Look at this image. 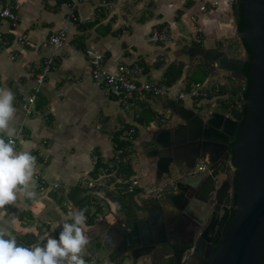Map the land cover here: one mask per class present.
Segmentation results:
<instances>
[{"label":"crops","instance_id":"1","mask_svg":"<svg viewBox=\"0 0 264 264\" xmlns=\"http://www.w3.org/2000/svg\"><path fill=\"white\" fill-rule=\"evenodd\" d=\"M123 1L81 0L75 9L79 20L70 22L72 0H0V9L10 8L18 17L16 25L11 19L0 17V32L4 33L6 41L0 47V88L10 89L15 95L13 106L16 112L9 121V129L13 130L12 137H15L25 122V133L18 137L15 150L28 151L35 156L36 168L48 183V189L43 192L32 178L29 190L36 193L33 199L17 193L15 203L0 209V229L6 230L8 237L15 238L18 244L31 246L26 242L28 239L52 237L63 223H70L72 218L68 213L80 209L70 197L71 192L78 187L89 188L99 159L108 165L113 163L116 137L124 140L129 129L136 128V141L127 149L131 155L133 176L139 181L140 176L148 174L150 169L138 168L134 159L137 150L146 149L151 142L154 148L158 140L167 138V130L178 131L181 125H186L179 116L172 119L170 103L178 104V101L168 98L153 97L136 102L130 110L124 109L119 101L109 97L94 83L90 53L105 54L111 68L121 62H137L144 68L142 80L156 79L162 84L168 67L182 61L186 67L174 85L183 89L189 88V67L192 63L200 64L199 57L212 67L205 82L219 83L212 80V75L219 70L217 64L205 56V51H225L229 57H246L231 0H151L156 9L155 15L150 17H145L140 5L122 7ZM204 5L206 9L202 10ZM62 28L68 29V41L57 57L58 69L46 78L38 96L36 112L25 120L22 103L37 85L34 69L51 55L49 37ZM163 28L168 29L173 38L168 43H153V32ZM186 40H191L192 45ZM196 45L204 50L202 55H189L187 49ZM201 66H195L193 72ZM226 73L229 79L220 83L228 89L226 94L231 98L229 103L221 101L228 108L227 113L221 114L229 115L241 107L234 96L243 97L239 89H244L245 78ZM236 89L239 92L235 93ZM147 106L153 111L154 118L143 125L138 123V118ZM0 137L6 141L9 139L7 133H0ZM228 173L231 180L232 170ZM108 174L113 175L115 181L109 178L108 187L102 179L106 174L102 175L103 184H99L104 187L99 186L101 194L98 196L108 203L106 207L111 209L109 216L112 217L113 213H119L118 202L107 197V193L118 194V190H114L123 176H116L115 171ZM142 191L139 185L135 191L136 209L139 213L144 208L147 217L149 208L158 202L153 198L146 204L148 199ZM85 194L82 192L77 198ZM226 203H229L228 197ZM107 246L113 253V248ZM111 255L109 264H113ZM140 259L134 257L135 264H142Z\"/></svg>","mask_w":264,"mask_h":264},{"label":"water","instance_id":"2","mask_svg":"<svg viewBox=\"0 0 264 264\" xmlns=\"http://www.w3.org/2000/svg\"><path fill=\"white\" fill-rule=\"evenodd\" d=\"M239 1L244 6L246 25L238 36L250 44L254 57L250 58L246 48L245 58L229 57L225 51H205L219 70L241 78L244 62H252L249 96H234L241 107L247 108V118L231 160L238 173L233 220L227 228L231 209L226 202L231 183L226 178L219 185L218 179L230 170L231 138L236 135L244 112L233 110L229 115L213 113L204 118L194 109L171 102V109L186 125L178 131L167 130V138L158 140L148 157L154 159L151 168L157 175L156 185L173 170L178 171L179 180H173V190L164 193L162 204L152 205L144 219L137 218L132 225L122 219L99 223L96 229L104 226L99 235H105L113 248V264L128 253L136 258L148 255L154 264H174L175 259L177 264H184L182 260L189 249H194L186 260L189 264L194 260L196 264H204L205 260L209 264L264 261V0ZM206 158L208 167L193 172L198 160ZM170 237L188 238L177 255L169 254L175 249ZM154 251L158 252L153 254Z\"/></svg>","mask_w":264,"mask_h":264},{"label":"built area","instance_id":"3","mask_svg":"<svg viewBox=\"0 0 264 264\" xmlns=\"http://www.w3.org/2000/svg\"><path fill=\"white\" fill-rule=\"evenodd\" d=\"M81 0H72V12L68 20L70 22H77L79 17L75 14V9L77 8ZM237 0H231L230 2L234 4ZM206 6H202V10H205ZM0 17L9 18L12 20L14 25L17 24V15L12 12L10 8L0 9ZM173 38V35L169 32L168 29H156L153 32L151 40L155 44L168 43ZM20 40H22L20 38ZM68 41V29L62 28L57 30L49 37V44L52 47V53L50 56L46 57L37 64L34 71L37 78V85L35 86L33 92L28 96L23 98V111L25 120L29 119L36 112V104L38 101V96L43 90L44 83L48 75L58 69L57 57L59 56L60 51L64 48ZM4 33L0 32V47L5 45ZM90 64H91V75L94 83L100 88L103 89L109 97H112L119 101V103L126 110H130L133 105L142 100H148L153 97H163L168 98L172 101H182L185 100L187 96H190L195 101L200 102L203 99H215L218 102L225 101V103L230 102V96L227 94H221L222 83H211L208 84L204 82L194 83L190 88H181L176 85L168 86L160 83L156 79L151 80H142L144 76V68L137 62L127 63L121 62L115 68H111L107 65L106 56L103 53H90ZM25 133V122L22 123L20 128L17 131L15 137H11L15 141V146L17 145L18 137L23 136ZM130 142L136 141V128L132 127L127 132L125 136ZM114 161L117 164L129 165L132 163L131 155L128 153V149L117 148L115 149L113 155ZM232 158L229 161V169L234 172ZM209 160L200 159L196 163V166L193 169V172H201L208 167ZM33 180L41 191L48 189V183L46 179L36 168ZM97 181V180H96ZM121 182V181H120ZM123 184L127 183V191L130 193H135L136 189L139 187V181L136 177L132 176L131 178H122ZM98 185L95 180L88 183L89 188H93ZM169 185L174 186V182L170 181ZM58 187L59 185H55ZM166 187L157 184L149 194L158 192H165ZM229 195H232V189L229 191ZM158 195L157 197H159ZM227 207L231 208V204H227ZM194 250V249H192ZM86 264H95L94 260H87Z\"/></svg>","mask_w":264,"mask_h":264},{"label":"clouds","instance_id":"4","mask_svg":"<svg viewBox=\"0 0 264 264\" xmlns=\"http://www.w3.org/2000/svg\"><path fill=\"white\" fill-rule=\"evenodd\" d=\"M14 99L10 89L0 88V133L9 136L7 141L0 137V209L15 203L17 193L28 199L36 196L29 190L36 171V157L28 151L17 152L11 139L14 132L9 129V121L16 112ZM86 211L69 212L73 222L63 223L58 238L48 237L42 245L33 247L18 244L15 238L8 237L6 230L0 229V264H86L81 255L89 243L84 232Z\"/></svg>","mask_w":264,"mask_h":264},{"label":"trees","instance_id":"5","mask_svg":"<svg viewBox=\"0 0 264 264\" xmlns=\"http://www.w3.org/2000/svg\"><path fill=\"white\" fill-rule=\"evenodd\" d=\"M234 12H235V16H236V20H237V26H238V31H243L246 25V19L244 16V6L240 3L239 0H237L234 3ZM244 43V46L247 50V53L249 54L250 58L252 59L254 57V52L250 46V44L244 40H242ZM197 47H191L187 49V53L191 56H196V55H202L203 53V49L199 47V45H196ZM251 61L250 60H246L244 62V66L242 69L241 74L244 76L245 81H244V89L242 87H240V92L241 95L244 98H247L249 96L250 93V89L252 87L253 81H252V76L250 73V67H251ZM186 64L184 62H174L172 63L168 69L166 70L165 74H164V84L168 85V86H173L174 84H176L178 82V80H180V78L183 76L184 70H185ZM212 67H209V62L205 61V65L198 67L193 74L190 76V80H189V88L192 84V82L198 83V82H204L210 72H211ZM227 90L224 86H222L221 89V94H226ZM238 89H236L234 92L237 93V91L239 92ZM234 102H236L234 100ZM242 111L244 112V118L243 120L240 122L239 128L236 132V135L233 139V144H231V151H232V159L235 157V144L240 140V134H241V130L242 127L246 121L247 118V108L246 107H242ZM154 118V113L152 110H150V108L144 107L142 113H141V117L138 118V123L140 124H149L150 122L153 121ZM116 140V148H124L127 149L128 147L132 146V142L128 141V140H120L119 137L115 138ZM116 172V176H123V178H131V176H133L134 174V169H133V164H129V165H124V164H117L115 162L114 167L110 168V166L104 162L101 161V159H99L95 165L94 171H93V180H99L100 177L104 174H108L110 172ZM232 195L228 198V202L229 204L232 205V211H231V216L230 219L228 221L227 224V228L229 227V225L231 224L233 217L236 213L235 211V206L237 205L238 202V188H237V183H238V173L237 172H232ZM111 180H115V177L112 178ZM118 186V191H117V195H114V193L109 192L107 193V197H109L111 200L117 201L118 202V212H123L125 214V223L126 225H132L133 221L135 219H137L138 217V212L136 211V202H135V193H130L127 191V187L128 184L126 183L125 185L123 183L119 184L117 182ZM94 190L97 192H99L100 187L99 186H95ZM93 190H91L92 192ZM82 192H86L85 196L81 197V198H77V196L82 193ZM89 191L88 193V189H83L81 187L75 188L71 194L70 197L72 198V200L79 205L80 209H87V211L85 212V215L87 217V225L93 226L96 224L97 221V216L98 213H100V211L106 207L108 205V203L105 201V199H99V201H97L96 203V210L95 211H91V206L93 201L95 200V194L91 193ZM73 222L72 220L70 221V223ZM62 230V227H60L59 229H57V231L54 232V235L52 237H56L58 238L60 231ZM39 239H28L26 242L28 244H35L37 242H39L40 237L38 236ZM46 241L43 240L41 242L40 245H42L44 242Z\"/></svg>","mask_w":264,"mask_h":264},{"label":"rangeland","instance_id":"6","mask_svg":"<svg viewBox=\"0 0 264 264\" xmlns=\"http://www.w3.org/2000/svg\"><path fill=\"white\" fill-rule=\"evenodd\" d=\"M143 1H144V4H140ZM151 3H152L151 0H124L122 7L128 6L130 8V7H135L136 5H140V7H141L140 10L142 11V13L143 12L145 13V17H150L152 15H155V9H156ZM186 41H187L188 45H190V46L192 45L191 40H186ZM198 60H200L202 64L201 63L200 64L199 63H197V64L192 63L191 67H189V69H190L189 75H188L189 79H190V75L193 74L194 67L197 65H204V63H205V60L203 57H199ZM212 76H213L212 77L213 81L224 82V81L229 79L228 73H226V71H223V70H217ZM189 79H188V82H189ZM165 99L166 98H164V100ZM200 102L201 103L197 104V101H195L190 96H187L185 100L178 101V105L185 106L187 108H193L194 110H196L198 112V114H200L204 118H210L213 113H227L228 112L227 106L223 105L221 102H218L217 100L208 98V99H203ZM196 104L199 105L200 107L197 106ZM173 118H175V120H176V118H178V115L176 113H174V111H173L172 119ZM168 120L169 119L166 120V123H168ZM149 146H148L149 148L147 147L148 149L147 148L146 149H144V148L140 149L139 148L137 150V152H138L137 157H134L135 162L139 166L138 168L143 167L144 169H150L148 174H146V175L142 174L140 176V179H139V182H140L139 185L143 188L142 192L147 197L146 199H148L147 201L145 200L146 204L151 203L153 198H155L156 199L155 201H157V202H162L163 201L162 195H164V193H167V192H170L171 190H173V188L169 185V182L173 181L174 179L179 180V176H180L177 170H173L171 174L163 176L161 181H160V184L163 185L164 187H166L165 192H163V193L154 192V193L149 194V191H151L156 186V181H157L156 172L154 169L151 168V164L154 162V159L152 157H148V153L152 149L153 143L151 142V144ZM111 164H113V166H110ZM114 165H115V161H113V163L110 162V164H109L110 168L114 167ZM139 173H140V171H139ZM111 177L114 178L113 175L110 176L109 174H106V175H104V177L102 179H103V181H106V183L107 182L109 183L110 180H108V179ZM230 177H231V175L229 173L222 174L218 179V184L221 185L226 178L229 179ZM101 180L99 179L98 181H95L98 184L96 186H100L99 183L103 184V182H101ZM120 181L122 182V178H119V181H118L119 184H121ZM108 183H107V185H108ZM100 187L103 188L104 185L100 186ZM108 187H109V185H108ZM94 188L95 187L88 188V190L90 192H91V190H93L91 193L94 192L93 194H95V200L93 201L92 206H91L92 212L96 210L95 205H96L97 201H99V199H101L98 196L99 195L98 193H100L101 190H99V192L95 193L96 191L94 190ZM46 190L43 192H46ZM117 190H118V186L116 187V190H114V192ZM89 191H88V193H89ZM158 195H160V196L157 197ZM111 213H112V211L110 208L104 207L100 211V215L97 216L96 224L93 225L92 227H89V228L85 226L84 232H85V235L89 239V243L85 246L84 250L81 253V255L83 256V258L85 260L89 257L90 260H94L95 264H109L110 263L109 258H110V255L112 253V249L107 246L108 243H107L106 236L102 235V234L99 235V233H101L104 226L99 228V229H96V227L99 225V223H101L102 220L111 222V221H116L117 219L123 218V220L125 221V214L123 212L113 213L112 217H110L109 215H111ZM138 216L139 217H145L146 216V212H145L144 208L141 209V211L138 213ZM85 224H87V219H86ZM51 236H53V235H51ZM45 239L39 240V242H37V244H41V242ZM37 244L35 243V244H33V246H36ZM20 245H22V244H20ZM23 246H27V245L23 244ZM33 246L31 245V246H27V247H33ZM140 260H141L142 264H154L152 257H150L148 255L141 257ZM114 264H135V260H134L133 255L131 253H128V254L122 256L121 258H119Z\"/></svg>","mask_w":264,"mask_h":264},{"label":"flooded vegetation","instance_id":"7","mask_svg":"<svg viewBox=\"0 0 264 264\" xmlns=\"http://www.w3.org/2000/svg\"><path fill=\"white\" fill-rule=\"evenodd\" d=\"M235 110L236 111H242V107H240L239 108V110H238V107H237V109L235 108ZM239 125H240V123H239ZM239 128V127H238ZM235 137V136H234ZM234 137H232L231 138V144H233V139H234ZM230 144V145H231ZM230 180V179H229ZM230 183H231V186H232V178H231V180H230ZM232 191H233V189H232ZM212 197V196H211ZM228 198H229V191H228ZM213 199V198H212ZM231 208H232V205H231ZM230 208V209H231ZM231 211H232V209H231ZM231 216V215H230ZM229 219H230V217H229ZM229 219L227 220V224H228V221H229ZM227 224H226V227H227ZM156 238L154 237V240H155ZM170 241L175 245V249L174 250H170V252H169V254H174L175 252H176V255L178 254V252L180 253L183 249H184V243L186 242V241H188V238H184V237H182V238H180V239H175V238H172V237H170ZM214 248H216V246H213V249ZM159 250V249H158ZM193 251L194 250H192V249H189V250H187L186 251V253H185V256L183 257V260H182V262L184 263V264H189L186 260H188V257H190V255L193 253ZM208 251L209 250H206L205 251V254H207L208 253ZM133 252V251H132ZM141 251H138V253H140ZM158 251H154L153 252V254H156ZM137 252H136V254H138ZM177 257V256H176ZM177 259H175L174 260V264H177V261H176ZM194 264H196V261L194 260V262H193ZM192 263V264H193ZM204 264H209V262L207 261V260H205V263ZM261 264H264V261L261 263Z\"/></svg>","mask_w":264,"mask_h":264}]
</instances>
